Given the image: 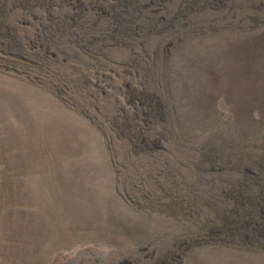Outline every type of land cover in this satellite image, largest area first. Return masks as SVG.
Segmentation results:
<instances>
[{
	"label": "rangeland",
	"instance_id": "374dc122",
	"mask_svg": "<svg viewBox=\"0 0 264 264\" xmlns=\"http://www.w3.org/2000/svg\"><path fill=\"white\" fill-rule=\"evenodd\" d=\"M120 3L0 0V264H264V0Z\"/></svg>",
	"mask_w": 264,
	"mask_h": 264
},
{
	"label": "trees",
	"instance_id": "16d2710c",
	"mask_svg": "<svg viewBox=\"0 0 264 264\" xmlns=\"http://www.w3.org/2000/svg\"><path fill=\"white\" fill-rule=\"evenodd\" d=\"M164 1L165 0H120V6H116L115 10H112L111 12L113 23L117 27V29H124L123 32L127 34L136 33L137 30H139V26H137L136 23H133L130 15L121 16L120 13H123L121 11H126V13L131 14V12L136 8H144L147 9L150 13L149 15L143 16L148 21V29H154L158 26V24L166 22L168 20L167 17L172 19V17H170L171 15L169 16V13H165L168 14L167 16L165 14L163 15L161 12L163 11V9L161 10L160 4ZM174 14L180 15V11H175ZM241 197H243V194ZM245 205L247 206V209ZM242 211H244L243 213L248 212V215H243ZM255 211H257V213ZM231 212L238 214L239 217H230L232 219L228 220L225 219L224 226L229 229V235L230 233H234L242 238L249 235H264V216H262L264 215V201L259 202L255 198L246 199L244 202L238 204L235 209H232ZM256 214L260 216L256 217Z\"/></svg>",
	"mask_w": 264,
	"mask_h": 264
}]
</instances>
